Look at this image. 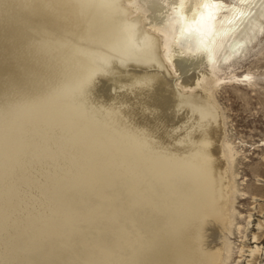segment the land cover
<instances>
[{
	"label": "bare ground",
	"instance_id": "6f19581e",
	"mask_svg": "<svg viewBox=\"0 0 264 264\" xmlns=\"http://www.w3.org/2000/svg\"><path fill=\"white\" fill-rule=\"evenodd\" d=\"M263 25L264 0H0V264H225L206 94Z\"/></svg>",
	"mask_w": 264,
	"mask_h": 264
},
{
	"label": "rangeland",
	"instance_id": "374dc122",
	"mask_svg": "<svg viewBox=\"0 0 264 264\" xmlns=\"http://www.w3.org/2000/svg\"><path fill=\"white\" fill-rule=\"evenodd\" d=\"M135 14L137 16L138 11L129 17L132 18ZM27 18L28 16H23L22 20ZM26 24L24 22L20 24L21 41L27 39L24 35L28 32ZM145 28L148 29V25ZM0 38L5 43L9 42V39H4V35ZM174 80L178 83L182 82V77L176 76ZM5 83L9 84L10 81ZM196 89L194 94L200 92L199 88ZM52 91L55 92L54 89ZM206 96L207 105L216 109L219 115L222 138L217 144L222 146L225 153L228 149L230 161H228L227 174L228 180L232 183L231 188L233 186L234 189L235 214L232 218L233 227L229 234H226V244H229L230 252L225 264H264V25L257 39L239 59L231 67L224 66L220 70L215 85H212ZM10 122L7 126H13L14 122ZM111 174L113 177L116 176L115 171ZM3 177L8 182L16 179L15 176L11 179L12 176H5V174ZM126 193L128 197L133 192L128 190ZM28 197L30 195H26V198ZM129 202L130 200L128 203H122L125 205L121 204V206L133 203L129 204ZM132 220L129 218V222L126 221L128 227L126 223L124 226L129 231L135 227V230L130 231L132 241H136L133 248L135 249L136 245L141 248L147 240H143L144 232L139 231L140 226L138 228ZM253 250H258L257 255L250 257L249 252ZM95 255L94 257H98V254ZM115 259L118 260V258ZM120 259L123 260V257Z\"/></svg>",
	"mask_w": 264,
	"mask_h": 264
}]
</instances>
